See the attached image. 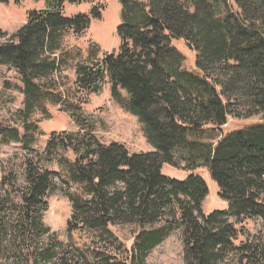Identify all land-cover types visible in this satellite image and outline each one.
<instances>
[{
  "label": "trees",
  "instance_id": "trees-1",
  "mask_svg": "<svg viewBox=\"0 0 264 264\" xmlns=\"http://www.w3.org/2000/svg\"><path fill=\"white\" fill-rule=\"evenodd\" d=\"M46 1L49 7L28 12L14 34L0 28V67L20 76L25 106L18 114L24 133L0 125V147L20 144L31 155L23 184L11 173L0 181V264L11 256L21 264H143L176 229L184 264H264V0H118L120 48L97 62L79 63L71 95L70 89L61 92L58 80L67 58L56 54L67 34H83L100 18L102 6L66 16L65 4L94 0ZM176 40L196 53L192 71L184 69ZM105 85L137 118L153 152L100 142L74 112L84 104L78 94L97 96ZM48 105L65 106L81 132L52 134L39 153L31 148L41 134L32 119L49 116ZM256 116L261 122L222 134L229 118ZM59 156L68 182L80 187L68 193V231L95 233L121 250L111 227L135 226L130 262L109 254H98L96 262L77 249L75 260L62 254L65 246L57 239L43 245L51 232L44 223L48 199L58 190L49 167ZM165 165L192 174L171 179L162 173ZM204 168L228 210L203 212L210 190L194 172ZM247 220H261L262 229L249 236Z\"/></svg>",
  "mask_w": 264,
  "mask_h": 264
},
{
  "label": "rangeland",
  "instance_id": "rangeland-1",
  "mask_svg": "<svg viewBox=\"0 0 264 264\" xmlns=\"http://www.w3.org/2000/svg\"><path fill=\"white\" fill-rule=\"evenodd\" d=\"M48 7L49 3L46 0H22L20 4L0 3V28L12 35L26 23L28 12L44 10ZM94 8H101L100 18L93 19L83 34H67L63 41L62 51L56 54L58 59L67 58L65 68L58 76L61 92L70 89L69 94L73 93L75 68L79 63L97 62L107 54L117 52L120 48V41L116 34L121 22V6L118 0H94L93 3L81 5L65 4L63 12L66 16L89 14ZM173 45L184 57V69L192 71L195 67L196 53L188 47L184 40L173 41ZM94 51L96 52L95 57H93ZM68 54L69 56H67ZM21 88L20 76L15 71L0 67V125L17 128L23 134L24 131L18 115L25 108ZM122 96H125L123 92ZM77 98L83 100L84 102H81L84 104H78L76 99L70 97V102L81 106V111L75 109L74 112L83 119L88 131L93 130L100 142L104 144L122 143L131 153L154 151L147 142L137 118L125 111L112 99L109 85H105L97 96L82 97L78 94ZM69 105L70 103H65V106ZM65 106L48 105L49 116H44L41 113L34 115L32 120L38 122L41 134L36 137L31 145L32 150L39 153L44 152L52 134H78L81 132L72 115L65 111ZM262 119V116L248 120L229 118L228 124L222 128V134L225 135L250 124L259 123ZM29 156H31L30 152L25 151L20 144L0 147V181L3 175L7 176L11 173L19 184H23L25 159ZM65 156L74 160L71 153H66ZM56 163L49 167L51 171L57 174L54 176V180L58 190L51 194L48 199L49 208L44 214V223L51 229V232L45 238L43 245L50 246L54 243L53 240L57 239L64 243L65 247H63L62 254L66 253L75 260L79 255L77 250H80L96 262L98 254H109V256L130 262L135 238L139 233L135 226L111 227V232L121 244V250L95 233L68 231V221L73 211L68 193L77 192L80 187L68 182L64 159L59 156ZM181 167L183 166L179 168ZM179 168L165 165L162 173L166 177L179 181L186 180L192 174L190 171ZM194 173L206 181L210 190V194L203 204V212L210 214L217 210H228L229 204L219 197V188L212 180L208 170L204 168ZM243 226H245L249 236H254L262 229V221L247 220ZM243 239L244 237L241 236L239 240ZM5 246L9 248L8 243H5ZM183 255L182 233L181 230L176 229L162 244L150 252L143 264H184ZM7 259L6 264H21L20 258L11 256V259Z\"/></svg>",
  "mask_w": 264,
  "mask_h": 264
}]
</instances>
